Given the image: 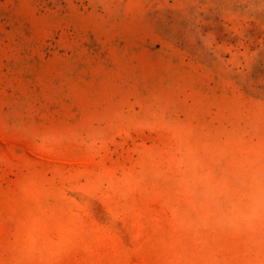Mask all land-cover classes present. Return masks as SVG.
Returning <instances> with one entry per match:
<instances>
[{"label":"rangeland","instance_id":"1","mask_svg":"<svg viewBox=\"0 0 264 264\" xmlns=\"http://www.w3.org/2000/svg\"><path fill=\"white\" fill-rule=\"evenodd\" d=\"M0 264H264V0H0Z\"/></svg>","mask_w":264,"mask_h":264}]
</instances>
